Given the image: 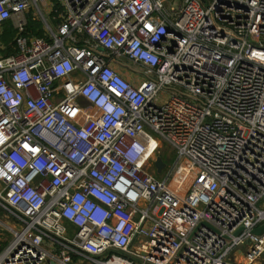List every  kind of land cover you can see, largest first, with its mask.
Here are the masks:
<instances>
[{
  "label": "built area",
  "instance_id": "2783aa9c",
  "mask_svg": "<svg viewBox=\"0 0 264 264\" xmlns=\"http://www.w3.org/2000/svg\"><path fill=\"white\" fill-rule=\"evenodd\" d=\"M13 19L0 264L263 259L264 0H0Z\"/></svg>",
  "mask_w": 264,
  "mask_h": 264
},
{
  "label": "rangeland",
  "instance_id": "374dc122",
  "mask_svg": "<svg viewBox=\"0 0 264 264\" xmlns=\"http://www.w3.org/2000/svg\"><path fill=\"white\" fill-rule=\"evenodd\" d=\"M179 1V0H177ZM32 19V17H31ZM34 25H36V29L38 30H46V25L44 24L43 21L41 22H33L32 20H30ZM15 36V33L12 29V26L10 23H7L4 25V27L0 28V43L3 45H7L10 42L13 41ZM130 71L132 73H135L134 68L130 69ZM136 74V73H135ZM142 76V75H140ZM143 77V76H142ZM156 157L161 156L163 157V159L166 161V163L170 166L177 158V153L175 151L172 150V148H170L168 146V144L166 142H163V148L158 151L155 154ZM9 237V235H8ZM6 244H4L5 246ZM256 264H264V256L263 259L259 260Z\"/></svg>",
  "mask_w": 264,
  "mask_h": 264
},
{
  "label": "crops",
  "instance_id": "0c3cea01",
  "mask_svg": "<svg viewBox=\"0 0 264 264\" xmlns=\"http://www.w3.org/2000/svg\"><path fill=\"white\" fill-rule=\"evenodd\" d=\"M31 17H32V15L31 14H29V23H28V33L29 34H31L30 32H29V25H30V20H32L33 22H41V21H39V20H34L33 19V17H32V19H31ZM7 23H10L11 24V26H12V29L14 30V23H15V20L13 19V20H11V21H9V22H7ZM6 23V24H7ZM4 27V26H3ZM37 31H42V33H43V36H44V30H38L37 29ZM14 33H15V31H14ZM31 36H32V34H31ZM34 36V35H33ZM42 36V37H43ZM34 37H37V36H34ZM12 45H13V41L10 43V44H7V45H5V46H7V50L5 51V52H3L2 54H4V55H10V54H7V51L8 50H11L12 51V53H13V50H12ZM11 53V54H12ZM111 66L119 73V74H121L127 81H129L131 84H133L134 86H139L141 83H142V81H144V76L142 75V74H140L141 73V69L140 68H138V67H135V65H133L132 63H130L128 60H126L125 58H123V59H121V62L119 63V64H117V63H112L111 64ZM134 68V70H135V73H132L131 71H130V69H133ZM140 75H142V76H140ZM81 104L83 105V106H86V103L85 102H81Z\"/></svg>",
  "mask_w": 264,
  "mask_h": 264
},
{
  "label": "water",
  "instance_id": "95a60500",
  "mask_svg": "<svg viewBox=\"0 0 264 264\" xmlns=\"http://www.w3.org/2000/svg\"><path fill=\"white\" fill-rule=\"evenodd\" d=\"M155 167H156V170H157V173L158 174H161L163 169L166 168V163L163 161L162 157L161 156H158L157 157V160L155 162ZM262 231V229H259L256 231L257 234H260ZM53 264V263H51Z\"/></svg>",
  "mask_w": 264,
  "mask_h": 264
},
{
  "label": "trees",
  "instance_id": "16d2710c",
  "mask_svg": "<svg viewBox=\"0 0 264 264\" xmlns=\"http://www.w3.org/2000/svg\"><path fill=\"white\" fill-rule=\"evenodd\" d=\"M14 31V30H13ZM29 32L32 34V36H37V37H42L43 36V33L42 31H37L36 29V25H34L32 22H30V25H29ZM30 34V35H31ZM11 43V42H10ZM9 43V44H10ZM12 51L11 50H8L7 51V54H11Z\"/></svg>",
  "mask_w": 264,
  "mask_h": 264
}]
</instances>
